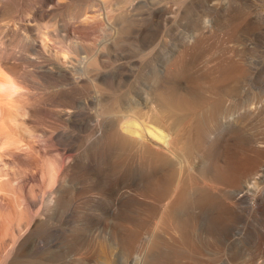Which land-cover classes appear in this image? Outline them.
<instances>
[{"label":"bare ground","instance_id":"bare-ground-1","mask_svg":"<svg viewBox=\"0 0 264 264\" xmlns=\"http://www.w3.org/2000/svg\"><path fill=\"white\" fill-rule=\"evenodd\" d=\"M120 2L127 4L128 0ZM17 7L19 0H0V35L4 31L19 34V23L13 25L10 23L12 19L6 20L9 16L15 17ZM121 16L118 23L120 31H124L126 17L124 13ZM100 18L99 13L86 15L79 24L88 23L91 19L101 27ZM69 33L71 36H63L68 42L61 38L52 40L49 34L43 33L38 38H31L29 44L32 51L54 53L48 58L67 65L71 54L84 51L77 43V30ZM7 42L0 38V80L6 86L9 84L8 72L16 73ZM116 45L114 42L101 43L86 59H78L82 63L80 74H77L80 81L74 84H82L95 100L94 110L88 109L85 121L82 119L79 124L83 126L85 122L84 125L89 126L93 133L86 136L89 141L87 147L84 145L86 149L77 152L75 143H68L63 152L57 149L60 155H67L66 160L62 156V160H47V169L41 172L45 173L46 180L49 179L47 184L48 187L50 184L52 206H60L75 197L68 191L72 189L68 178L76 170L81 171L89 156L110 153L113 171L126 172L136 181L135 188L132 185L128 188L132 182L126 184L127 188L121 185L120 188L112 187L118 190L115 188L114 203L110 198L112 204L109 203L107 208L108 214L112 215L107 219L110 225L107 222L105 233L98 241V247L100 242H104L110 250H117L115 259L119 264H185V258L191 256L197 257L201 264L200 242H211L213 238L224 246L215 250H231V246L243 238L247 221L254 223V244L260 243L264 239L261 218L264 215V188L259 187L264 183V134L253 130L254 126L264 124V103L247 111L231 105L236 85L249 75L244 60L225 54L209 65L205 57L211 52H201L196 57V45H188L184 51L170 54L160 63L147 61L150 63L149 81L143 83L136 77L131 80L124 77L125 63L116 62L125 56ZM15 62L19 61L15 59ZM138 69L140 71V67ZM125 81L128 85L124 92L114 97L110 95L112 98L106 97V86L111 88V84L118 86ZM115 88L116 93L118 88ZM5 98V102L0 104V162L5 158L14 160L15 149H32L25 142L27 134L32 135L28 120L20 118L28 110L16 104L19 100L16 95ZM3 163V166L8 165L7 161ZM76 174H73L75 178L72 176L74 184L83 177L80 172L82 177L77 180ZM2 175L0 169V182L4 180ZM99 187L102 188L101 185ZM69 192L72 194L70 197ZM237 219L243 220L238 228L240 235L232 238ZM102 258L97 259L100 264H113L114 259Z\"/></svg>","mask_w":264,"mask_h":264},{"label":"rangeland","instance_id":"rangeland-1","mask_svg":"<svg viewBox=\"0 0 264 264\" xmlns=\"http://www.w3.org/2000/svg\"><path fill=\"white\" fill-rule=\"evenodd\" d=\"M128 3L120 0H19L15 17L9 16L6 19H12L10 23L13 25L19 23V34L4 31L0 35V38L8 40L10 61L16 65V73L8 72L7 81L11 87L0 80V104L1 101L5 102V97L16 95L19 99L16 104L28 110L20 118L28 120L32 135L27 134L25 142L32 149H15L14 160L5 158L4 161L8 162L6 166H3L4 161L0 162L4 179L0 182V223H3L0 232V264H100L98 260L102 257L114 259L113 264H119L115 254L117 250H110L104 242H100L98 247V241L110 225L107 219L112 215L108 214L107 208L114 203L112 197L115 198L120 185L127 188L132 182L128 188L131 185L135 188V178L126 172H114L110 167V153L89 156L81 171L76 170L68 178L72 187L68 191L73 192L76 198L71 197L70 201L66 199L60 206H52L50 184L49 187L47 184L49 179L47 181L45 173H42L46 171L48 161L67 159L65 153L64 156L58 153V148L63 152L68 143H75L78 152L86 149L89 143L86 136L92 135L93 130L84 125L85 122L83 126L79 123L82 119L85 121L89 110H94L95 100L82 84L74 83L80 81L78 75L82 63L78 59H86L99 44H118L116 46L122 49L125 57L116 63H125L124 77L130 80L136 77L143 83L149 81L147 78L151 61L160 63L170 54L184 51L188 45H196V57L201 52H211L205 57L209 65H213L225 54L233 55L236 59L244 60L249 75L236 85L231 105L245 111L264 103V0H128ZM92 10L98 11L94 13ZM121 12L126 17L124 31H120L118 23L122 18ZM96 13L100 14L101 27L91 19H88V23L79 24L86 15L93 16ZM228 21H231L230 25ZM74 30L79 33L76 42L84 51L71 54L70 60L73 61L67 59L70 62L67 65L48 58V55L54 53L32 51L29 44L31 38H38L43 33L49 34L52 40L61 38L68 42L65 37L71 36L69 32ZM57 34L60 36L56 37ZM15 59L19 62H15ZM125 82L118 86L111 84V88L106 86V97L112 98L110 95L114 97L124 92L128 85ZM16 88L15 92L20 95L14 92ZM113 88H118L116 93ZM89 98L93 102L90 103ZM73 112L75 115H68ZM263 126H254L253 131L263 135ZM78 171L79 174L83 173V177L76 174ZM73 174L79 176L77 180L82 177L80 184L76 179L75 183L78 184H74ZM262 184L259 187L264 188ZM114 186H118L115 187L116 191L112 188ZM78 191L83 196H77ZM261 218L264 222V215ZM241 220L237 219L232 238L240 235L238 228L242 225ZM250 222L245 223L247 226L242 242L240 239V242L231 246L232 252L227 248L223 252L215 250L224 247L220 240L214 241L212 238L210 244L200 242V246H203L201 264H264V239L254 244V223ZM185 259V264L198 263L195 256ZM224 260L229 261L227 263Z\"/></svg>","mask_w":264,"mask_h":264}]
</instances>
